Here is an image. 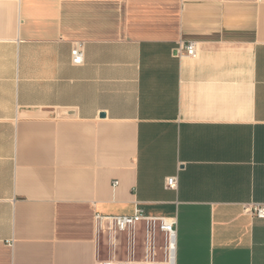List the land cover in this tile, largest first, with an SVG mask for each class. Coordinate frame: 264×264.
I'll return each mask as SVG.
<instances>
[{"label":"crops","instance_id":"obj_1","mask_svg":"<svg viewBox=\"0 0 264 264\" xmlns=\"http://www.w3.org/2000/svg\"><path fill=\"white\" fill-rule=\"evenodd\" d=\"M136 205L264 264V0H0V264L145 260Z\"/></svg>","mask_w":264,"mask_h":264},{"label":"built area","instance_id":"obj_2","mask_svg":"<svg viewBox=\"0 0 264 264\" xmlns=\"http://www.w3.org/2000/svg\"><path fill=\"white\" fill-rule=\"evenodd\" d=\"M186 54L191 56L196 54L197 48L195 43H189L179 49ZM82 52L79 47L73 50V58L77 63L82 62ZM117 182L115 185L117 186ZM167 185L171 188H175L177 185V180L175 177L167 179ZM246 212L254 217L264 219V206L255 205L252 208H246ZM114 223L118 226L120 230L131 229L138 222L147 223V236L148 245L145 260H127V261H116L104 264H174V251H175V239H176V220L167 218H153L148 217L145 211L139 207L135 206L134 212L131 215H119L113 217ZM157 235L164 236V259L158 260L153 254L154 244L157 240Z\"/></svg>","mask_w":264,"mask_h":264},{"label":"rangeland","instance_id":"obj_3","mask_svg":"<svg viewBox=\"0 0 264 264\" xmlns=\"http://www.w3.org/2000/svg\"><path fill=\"white\" fill-rule=\"evenodd\" d=\"M156 252L158 253V255H163L165 252L164 245H162V246L157 245L156 246Z\"/></svg>","mask_w":264,"mask_h":264}]
</instances>
